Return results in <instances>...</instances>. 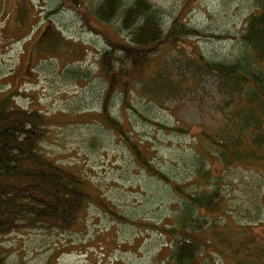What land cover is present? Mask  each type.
Segmentation results:
<instances>
[{
	"label": "rangeland",
	"instance_id": "374dc122",
	"mask_svg": "<svg viewBox=\"0 0 264 264\" xmlns=\"http://www.w3.org/2000/svg\"><path fill=\"white\" fill-rule=\"evenodd\" d=\"M149 1L164 27L176 17L200 35L160 45L107 95L102 55L109 42H129L120 21L131 0H121L107 24L93 15L102 0H0V101L40 120L41 155L79 175L89 194L64 231L37 227L0 238L7 264H165L174 242L165 231L183 225V198L172 184L190 192V182L200 189L216 178L221 206L198 210L206 224L192 230L207 244L199 260L229 264L248 236L264 248V161L221 165L204 134L228 146L237 135L229 119L236 96L197 58L226 65L241 58L254 0ZM111 51L108 67L122 73L126 63L118 67L116 58L133 52ZM134 145L159 175L139 164Z\"/></svg>",
	"mask_w": 264,
	"mask_h": 264
},
{
	"label": "trees",
	"instance_id": "16d2710c",
	"mask_svg": "<svg viewBox=\"0 0 264 264\" xmlns=\"http://www.w3.org/2000/svg\"><path fill=\"white\" fill-rule=\"evenodd\" d=\"M120 7L121 0H102L94 9L93 15L102 24H107L116 17ZM126 7L121 15L120 25L129 32V42L126 45L109 42L110 48L102 55L104 74L109 82L107 95L112 86L119 83L125 86L132 72H139L143 63L160 45H178L184 38L200 35L199 31L188 28L185 21L177 20L176 17L171 18L164 27L160 11L149 0H131ZM253 7L240 37L244 45L241 58L232 65H226L212 63L197 56L202 64L201 68L218 76L231 89L229 91L235 92L236 103L229 119L232 124L230 130L237 132V135L233 133L227 146L225 140H214L207 132L203 133L208 144L219 153L221 165L226 167L233 163L251 167L256 160L260 161L259 168L264 161V0H254ZM114 47L133 52V55L116 58L118 67L126 63V68L119 74L116 72L118 69L114 68L112 71L108 67L114 53L111 49ZM132 61L135 62L136 69H132L130 65ZM121 69L120 67L119 70ZM7 102L6 98L0 101V238L15 230L37 227L64 231L77 216L82 203L89 199L85 190L86 182L79 175L66 171L41 155L39 145L44 137L41 129L44 125L33 116H24L21 111L15 112L12 108L8 110ZM15 113L26 118L21 121L10 117ZM107 121L117 131L120 130L117 128L118 122L113 118L108 117ZM248 132L251 136L246 141L245 134L250 135ZM132 151L147 172L159 175L149 161L140 155L139 148L134 145ZM204 171L200 170L198 173L208 183L211 176L208 171ZM217 179L211 185L198 186L200 189L190 182V186H193L190 192L186 187L172 184L173 189L183 198V225L176 228L179 221L176 226L165 231L174 240L165 264H206V260L200 261L199 257H202L207 244L192 230H202L203 224H206L204 218L197 214L198 210L204 209L212 213L221 206V198L217 190L212 188L216 187ZM195 223L197 228L190 229L189 226H194ZM242 241L237 245L241 256L237 258L238 254H235L229 264H250L249 261L259 255L264 258V248L254 249L253 236ZM5 256L0 248V264H7ZM208 257L207 260L212 261L211 256Z\"/></svg>",
	"mask_w": 264,
	"mask_h": 264
}]
</instances>
